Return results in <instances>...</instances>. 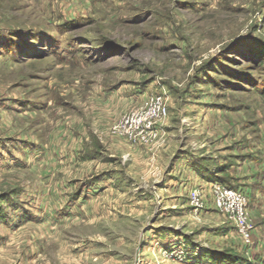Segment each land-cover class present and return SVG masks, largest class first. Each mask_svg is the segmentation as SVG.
<instances>
[{"label":"rangeland","instance_id":"obj_1","mask_svg":"<svg viewBox=\"0 0 264 264\" xmlns=\"http://www.w3.org/2000/svg\"><path fill=\"white\" fill-rule=\"evenodd\" d=\"M225 160L249 243L191 200ZM260 192L264 0H0V264H264Z\"/></svg>","mask_w":264,"mask_h":264},{"label":"built area","instance_id":"obj_2","mask_svg":"<svg viewBox=\"0 0 264 264\" xmlns=\"http://www.w3.org/2000/svg\"><path fill=\"white\" fill-rule=\"evenodd\" d=\"M166 115L165 101L161 96L151 97L145 103L125 115L120 121L124 135L134 139H144L151 131L154 120L162 119ZM202 188L195 187L191 191V200L194 207H203L202 197L209 196L215 209L232 219L233 224L246 243L251 240V225L247 211L246 193L238 186H227L217 181L207 182Z\"/></svg>","mask_w":264,"mask_h":264},{"label":"trees","instance_id":"obj_3","mask_svg":"<svg viewBox=\"0 0 264 264\" xmlns=\"http://www.w3.org/2000/svg\"><path fill=\"white\" fill-rule=\"evenodd\" d=\"M228 165H219L216 167L215 171L216 172H213V171H207L206 172V175L203 176L205 179H206V182H212V181H217V182H220L224 185H227V186H233L231 185V183L233 184V181L230 182L225 176V173L227 171H225L224 169H228ZM205 169V168H203ZM207 169V168H206ZM211 178V180H210Z\"/></svg>","mask_w":264,"mask_h":264},{"label":"crops","instance_id":"obj_4","mask_svg":"<svg viewBox=\"0 0 264 264\" xmlns=\"http://www.w3.org/2000/svg\"><path fill=\"white\" fill-rule=\"evenodd\" d=\"M230 164H231V163L228 164V161L225 160L222 164L220 163L219 165H224V166H225V165H228V166H229L228 169H224V170H225V171H230V170H231V168H230ZM190 166H191V165H190ZM206 171H213V172H216L215 169H207ZM193 172H194V171H193ZM193 172H192L191 175L193 176V179H196V178H195V175L193 174ZM203 180H204V181H203ZM203 180H202V182H205L204 184H206V183H207V182H206V179L204 178ZM210 180H211V178H210ZM238 180H239V179H238ZM260 196H264V194L260 192ZM259 201L264 202V198L259 199ZM261 214H262V212H261ZM262 215H263V214H262ZM209 262H210V261H209Z\"/></svg>","mask_w":264,"mask_h":264}]
</instances>
